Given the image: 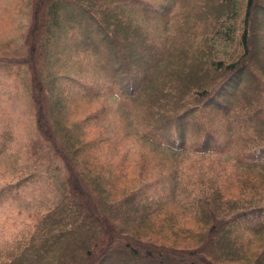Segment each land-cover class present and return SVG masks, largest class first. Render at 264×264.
<instances>
[{
	"label": "trees",
	"instance_id": "obj_1",
	"mask_svg": "<svg viewBox=\"0 0 264 264\" xmlns=\"http://www.w3.org/2000/svg\"><path fill=\"white\" fill-rule=\"evenodd\" d=\"M236 2L34 0L22 62L0 60L4 70L26 68L31 107L33 92L43 89L52 31L75 26L101 76L133 108L142 140L176 160L189 158L168 156L164 170L149 167L128 191L97 190L88 156L82 174L75 170L79 146L88 151L92 142L76 138L65 117L35 114L32 155L50 151L67 176L57 202L0 250V264H264V69L255 65L264 55L256 43L264 0H240L241 14ZM230 42L234 56L224 52ZM211 161L234 172L192 169ZM32 179L23 175L0 191ZM103 193L121 197L107 201Z\"/></svg>",
	"mask_w": 264,
	"mask_h": 264
},
{
	"label": "rangeland",
	"instance_id": "obj_2",
	"mask_svg": "<svg viewBox=\"0 0 264 264\" xmlns=\"http://www.w3.org/2000/svg\"><path fill=\"white\" fill-rule=\"evenodd\" d=\"M150 1L159 3L164 0ZM236 1L235 7L241 14L244 4ZM49 6L56 7V4L53 2ZM34 12V0H0V60L22 62V56L27 52L23 42L31 29ZM261 17L255 14L253 22L257 23ZM79 32L80 28L75 26L69 28L67 34L55 29L52 31L50 47L42 55L50 61L47 70L40 73L43 89L33 92L36 106L31 107L30 92L22 83L28 76L26 68L21 66L22 69L19 67L11 72V68L4 70L0 67V189L23 175L31 174L34 178L9 194L0 191V250L14 245L21 233L57 202L64 176H67L62 161L50 151L39 155L31 153L34 141L38 139L35 121L43 112H49L50 117L57 121L65 117L75 130L76 138L80 137L82 141L83 137L85 141L92 142L88 151H82V143L79 146L81 151L75 170L82 174V155L88 156L90 167L97 173V190L116 186L119 190L128 191L149 167L160 172L170 160L185 163L189 158L185 153L176 160L177 155L142 140L140 123L133 108L113 82L101 76L94 55L87 49L89 44ZM256 32L259 37L257 45L264 47V27ZM43 48L41 46V50ZM214 49L220 57V46L215 44ZM224 52L227 56L236 55L235 43H227ZM262 62L264 55L255 64L260 70L264 69ZM54 130L50 129L51 132ZM56 141L59 142L60 138L57 137ZM58 146L61 147L59 143ZM168 156L172 158L167 160ZM99 161L109 163L100 168ZM212 163L216 168L209 165ZM209 164L192 169L214 174L234 172L227 166H217V161ZM103 195L107 201L121 197L119 194Z\"/></svg>",
	"mask_w": 264,
	"mask_h": 264
}]
</instances>
